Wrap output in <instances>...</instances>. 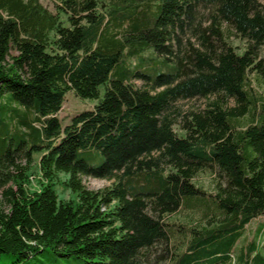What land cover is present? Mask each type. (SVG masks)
<instances>
[{
  "label": "trees",
  "instance_id": "trees-1",
  "mask_svg": "<svg viewBox=\"0 0 264 264\" xmlns=\"http://www.w3.org/2000/svg\"><path fill=\"white\" fill-rule=\"evenodd\" d=\"M52 1L49 10L39 0H0V264H35L46 253L80 264H128L160 228L124 192L160 193L171 206L199 200L192 179L200 162L217 165L229 183L202 201L211 226L169 264H264L255 235L244 241L250 212L264 209V96L248 76L264 33L254 0H218L201 48L189 44L192 65L181 60L175 81L157 71L152 91L129 83L128 60L143 63L151 47L173 55L202 0ZM223 22L253 47L234 51ZM69 91L96 103L62 126L57 114ZM184 94L212 99L190 114L192 140L176 141L174 171L165 172L147 154L166 138L163 112ZM83 173L116 180L91 192L80 184ZM61 174L69 175L68 200L58 199ZM112 201L113 210L101 212Z\"/></svg>",
  "mask_w": 264,
  "mask_h": 264
},
{
  "label": "rangeland",
  "instance_id": "rangeland-1",
  "mask_svg": "<svg viewBox=\"0 0 264 264\" xmlns=\"http://www.w3.org/2000/svg\"><path fill=\"white\" fill-rule=\"evenodd\" d=\"M39 1L49 10H53L52 0ZM254 2L258 7L256 12L263 18L264 24V0H254ZM218 6V0H202L199 3L198 8L194 9L195 21L190 28L186 27V34L172 48L173 55L165 56L151 47L145 53L143 63H140L137 58H130L128 60L131 72L129 83L135 88L152 91L151 79L154 78L157 71H161L163 74L169 73L172 75V81L177 80L180 61L183 60V63L187 66L192 65L191 61L189 62V44L201 48V37L206 34L207 27L214 19L213 17L218 16ZM222 25L224 31H226V40L234 51L241 54L247 51L249 46L253 47L254 40L251 39V41L248 36L241 37L236 28L226 22H223ZM14 54L15 51L12 49L11 55ZM250 56L252 65L248 76L251 79L253 88L264 96V33L258 36L257 40L255 39V45ZM221 94L223 102L227 103L228 106H232V95L226 94V92ZM209 99H212V97L203 98L189 94L172 98L170 105L160 118V125L164 128L166 138L159 149L149 151L147 154L154 161V166L165 172L174 171L173 156L171 158V155L173 149L177 147L176 141L188 142L192 140L193 133L189 123L190 114L203 108ZM95 103V100L80 99L72 91L67 92L64 96L62 108L57 114L62 126L68 124L72 116L84 110H90ZM38 158L39 154L34 156L33 169L37 167ZM143 158L142 155L133 161L131 164L132 169L137 161L144 160ZM123 169L124 166L119 172L121 173ZM114 173L118 174L117 171H114ZM68 178L69 175L67 174L60 175L61 183L56 185L59 200H68L74 196L71 189L63 184ZM78 178L85 190L96 193L111 188L116 180L114 177H94L85 173L80 174ZM30 180V187L35 188V177L31 176ZM228 183L227 176L221 168L217 165L200 162L196 166V173L192 179V186L200 190L195 195L198 196L200 201L193 199L189 203L183 204L184 199H181L175 206H171L162 198L160 193L133 196L130 192H124V197L129 201H133L134 207L139 210L140 214L152 223L158 224V228H160L159 233L156 234L157 236L151 239H147V236L142 240V244L136 246L128 264H169L172 257L185 248L196 231L211 226L212 216L206 213V205L202 201H211L212 195L218 189L226 187ZM117 204V201H112L107 206L100 205L101 212H111ZM250 216L251 219L246 227L244 241L248 243L252 234L255 235L258 239L257 244L260 253L264 257V209H259L255 205L250 212ZM161 224H165L164 229ZM35 264H80V262L46 253L39 255Z\"/></svg>",
  "mask_w": 264,
  "mask_h": 264
}]
</instances>
